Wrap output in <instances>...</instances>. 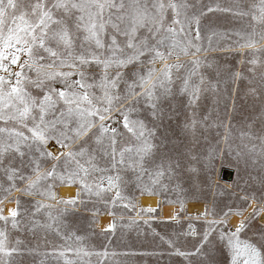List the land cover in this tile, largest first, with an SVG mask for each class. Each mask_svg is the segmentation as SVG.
Here are the masks:
<instances>
[{"label":"snow or ice","instance_id":"6c2138e0","mask_svg":"<svg viewBox=\"0 0 264 264\" xmlns=\"http://www.w3.org/2000/svg\"><path fill=\"white\" fill-rule=\"evenodd\" d=\"M118 212L168 264H264V0H0V264H107Z\"/></svg>","mask_w":264,"mask_h":264},{"label":"rangeland","instance_id":"374dc122","mask_svg":"<svg viewBox=\"0 0 264 264\" xmlns=\"http://www.w3.org/2000/svg\"><path fill=\"white\" fill-rule=\"evenodd\" d=\"M210 55L216 56L221 64L232 66L235 70L242 71L245 75H250L247 71V67L250 66L237 63L240 57L234 51L231 53L215 52L210 53ZM253 175L258 178V170H254ZM224 176L228 177V174L224 173ZM221 182H225V180ZM254 187L259 189L258 179L254 182ZM154 215L156 216V220L150 222L151 228L156 229L161 234L170 233L173 230L174 222L162 220L160 209ZM116 219L117 227L114 234H111L110 240L101 235V230L96 227L95 232L97 234L89 235V240L87 241L88 244L94 245L98 249H102V246L107 244L109 252L116 253L115 256L110 255L107 258V264H157V262L159 264H168L169 258L167 255L160 257L146 254L160 249H166V245H163L159 238L152 234L151 228L148 225L140 223L138 227H122L119 212L117 213ZM123 223H127V215L123 217ZM89 231L91 232V230ZM172 259L177 262L180 260L179 257L175 256Z\"/></svg>","mask_w":264,"mask_h":264},{"label":"bare ground","instance_id":"6f19581e","mask_svg":"<svg viewBox=\"0 0 264 264\" xmlns=\"http://www.w3.org/2000/svg\"><path fill=\"white\" fill-rule=\"evenodd\" d=\"M61 195H64V190H61L60 192ZM157 197H149V196H141L139 198L141 204L147 206V205H151L153 207H157L156 205V201H157ZM11 205L6 204L5 207H9ZM173 205L170 204H162L158 209L161 210V219L162 220H167L166 217L168 215V213L172 210ZM194 207H190V211H194ZM250 210V209H249ZM247 214V213H245ZM112 220L111 216H108L107 214H101L98 216V229H104L105 226L107 225V223H109Z\"/></svg>","mask_w":264,"mask_h":264},{"label":"water","instance_id":"95a60500","mask_svg":"<svg viewBox=\"0 0 264 264\" xmlns=\"http://www.w3.org/2000/svg\"><path fill=\"white\" fill-rule=\"evenodd\" d=\"M229 171H230V170H225L224 173L228 174ZM231 178H232V177H230L229 174H228V177H225V176H224V179H223V180L228 181V180H230Z\"/></svg>","mask_w":264,"mask_h":264}]
</instances>
